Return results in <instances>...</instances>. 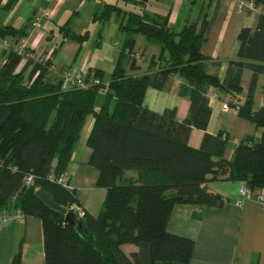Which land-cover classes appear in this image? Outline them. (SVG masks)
<instances>
[{
	"label": "trees",
	"instance_id": "1",
	"mask_svg": "<svg viewBox=\"0 0 264 264\" xmlns=\"http://www.w3.org/2000/svg\"><path fill=\"white\" fill-rule=\"evenodd\" d=\"M120 1L141 6L148 0ZM250 1L254 7H264V0ZM17 2L7 0L3 9ZM112 14L125 18L119 23V31L126 36L120 59L125 56L131 70L136 63V36L159 46L148 73L127 74L120 60L108 81L99 71L87 69L85 88L62 89L48 59L42 63L28 60L17 72L22 58L0 48V212L13 202V208L42 222L44 264H188L194 241L167 230L173 206H221L223 199L207 187L221 177L264 190V108L253 111L258 79L264 76V10L254 29L240 30L236 60L228 62L222 81L208 72L210 60L202 53L212 23L202 21L199 27L192 23L174 33L167 16L150 17L117 3H103L93 22L105 23ZM59 33L61 40L52 58L64 41L81 45L88 39L87 34H75L68 24L59 27ZM27 36L24 29L0 27V38ZM212 67L218 69L220 63ZM244 70L251 72V78L241 102ZM173 77L181 81L179 97L188 101L183 120L177 119L176 108L155 113L143 105L148 88L164 91ZM210 88L236 99L230 105L238 118L263 129L259 140L253 136L231 140L224 132L207 133ZM100 94L104 102L97 107ZM90 116L88 164L99 171L98 186L106 195L99 215L83 211V228L75 230L36 192L48 193L67 210L73 207V193L57 179L65 177ZM191 129L203 132L197 148L188 144ZM228 148L233 154L227 161ZM126 171H135L137 179L119 184ZM28 176H32L30 186L25 184ZM123 245H134L138 251L126 255ZM12 264H21L19 255Z\"/></svg>",
	"mask_w": 264,
	"mask_h": 264
},
{
	"label": "crops",
	"instance_id": "2",
	"mask_svg": "<svg viewBox=\"0 0 264 264\" xmlns=\"http://www.w3.org/2000/svg\"><path fill=\"white\" fill-rule=\"evenodd\" d=\"M6 2L0 0V27L24 29L35 54L41 53L45 57L47 53H52L60 43L59 27L64 24H68L77 35H88L81 45L64 41L58 48L52 58V73L57 79L60 80L67 69L83 67L102 73L105 82L120 60L127 74L142 76L148 73L149 62L158 57L160 48L136 36L133 54L139 53L141 59L135 61V68L131 70L130 61L126 62L125 56L123 60L120 59L126 36L119 31V23L124 22L125 18L112 14L105 23L93 22V16L102 11L103 3H117L125 10L132 9L150 17L167 16L168 27L174 33L192 23L198 27L202 21L212 23L202 53L210 60L208 72L216 74L220 81L225 76L228 62L236 60L240 30L245 27L254 29L264 10L263 6L246 9L243 5L251 3L250 0H148L141 6L125 4L120 0H18L13 8L3 9ZM35 23H38V27L34 28ZM2 63L0 51V67ZM213 63H220V67L214 69ZM24 65L20 63L17 72ZM250 78L251 72L244 70L242 93L238 96L241 102L245 100ZM180 85L179 78L173 77L169 88L164 91L148 88L144 95V107L155 113L176 108L177 119L183 120L187 116L188 101L179 97ZM263 88L264 76H261L254 94L253 111L264 108ZM213 94L217 95V99L209 101L211 117L208 134L224 132L231 140H241L247 136L260 139L263 129L238 118L236 110L230 105H234L236 99L210 88L208 97ZM103 102L104 97L100 94L97 107ZM223 105L228 109L222 112L220 109ZM112 106L113 103L110 108ZM218 107L221 113L216 116L217 126L215 130H210ZM222 114L229 115L224 117ZM92 122L93 118L88 117L64 175L68 184L66 188L75 197L73 206L76 209H68V212L76 216V225L80 226V230L83 228V211L97 217L106 195V190L98 186L99 171L88 164L91 150L86 141ZM237 127L241 129L239 132H236ZM202 136L203 132L191 129L188 144L193 148L199 147ZM232 154V148H228L224 159L230 160ZM136 179L135 171H126L120 183ZM241 185L242 182L227 181L224 177L210 181L207 187L223 199L219 207L201 208L192 204L173 206L167 230L194 241L188 264H264V207L252 200L239 205L238 190ZM121 249L126 255L138 251L134 245H123ZM16 255L20 256L21 264H44L42 222L39 219L25 216L21 222L0 223V264H12Z\"/></svg>",
	"mask_w": 264,
	"mask_h": 264
},
{
	"label": "built area",
	"instance_id": "3",
	"mask_svg": "<svg viewBox=\"0 0 264 264\" xmlns=\"http://www.w3.org/2000/svg\"><path fill=\"white\" fill-rule=\"evenodd\" d=\"M250 3V2H249ZM246 3L243 5L246 9L253 10L252 3ZM38 23L34 24V28L38 27ZM0 48L4 51H13L17 53L22 58V62L26 63L28 60L35 61L38 63H42L45 60L53 62L52 58H48L50 56H43L42 54H35L34 50L31 48L28 37L20 38V39H9V38H0ZM141 55L139 53L133 54V59L139 61L141 59ZM53 69V63L51 70ZM86 75L87 69L83 67H74L67 69L61 76V87L62 89L68 88H85L86 84ZM97 84V81H94ZM217 96L211 95L209 96V101H215ZM228 108L226 105L222 106V110L226 111ZM50 179H53L50 177ZM57 182L65 187H68L67 180L65 177H60L57 179ZM26 186L32 185V176L26 177L25 180ZM239 199L237 203L241 205L246 200H252L258 203L261 207H264V190L263 189H251L247 187L245 184H242L238 190ZM71 209L75 210L76 208L73 206ZM70 209V210H71ZM25 215L21 210L12 208L11 210H6L0 212V223L9 224V223H17L23 221Z\"/></svg>",
	"mask_w": 264,
	"mask_h": 264
},
{
	"label": "water",
	"instance_id": "4",
	"mask_svg": "<svg viewBox=\"0 0 264 264\" xmlns=\"http://www.w3.org/2000/svg\"><path fill=\"white\" fill-rule=\"evenodd\" d=\"M36 196L41 200L48 208L55 210L61 213L64 216V223L75 230H80V226L76 225V216H74L71 212H68L66 208L60 207L54 201V198L44 191H37ZM14 204L11 202L9 204L8 210L13 208Z\"/></svg>",
	"mask_w": 264,
	"mask_h": 264
},
{
	"label": "rangeland",
	"instance_id": "5",
	"mask_svg": "<svg viewBox=\"0 0 264 264\" xmlns=\"http://www.w3.org/2000/svg\"><path fill=\"white\" fill-rule=\"evenodd\" d=\"M249 3V2H248ZM250 4V3H249ZM240 9H241V7H240ZM38 26V25H37ZM38 55L39 54H41V53H37ZM46 56H50V57H48V58H52L51 57V52L50 53H47V55ZM222 112H223V110L222 109H220ZM219 111V107L215 110V113H214V118H213V120H212V124L209 126V129L210 130H215V128H216V126H217V119H216V116H219L220 115V113L221 112H218ZM224 117H227V115H229V114H222ZM229 117V116H228ZM239 130H241L240 128H236V132H239ZM119 184H122V183H119Z\"/></svg>",
	"mask_w": 264,
	"mask_h": 264
}]
</instances>
